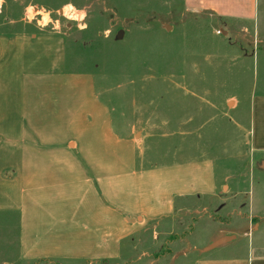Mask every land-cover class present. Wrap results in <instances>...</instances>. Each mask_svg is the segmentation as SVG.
Instances as JSON below:
<instances>
[{
  "label": "rangeland",
  "instance_id": "1",
  "mask_svg": "<svg viewBox=\"0 0 264 264\" xmlns=\"http://www.w3.org/2000/svg\"><path fill=\"white\" fill-rule=\"evenodd\" d=\"M68 3L85 13L83 30L63 16ZM29 5L60 27L38 28L39 16L29 23ZM260 18L256 30L190 0H0V34L65 37L66 68L93 76L114 131L138 141L142 165L209 159L225 177L215 196L177 201L109 260L22 261L18 216L0 212V264H197L222 235L236 237L224 247L238 254L242 234L264 221V154L251 148L264 104V11Z\"/></svg>",
  "mask_w": 264,
  "mask_h": 264
},
{
  "label": "crops",
  "instance_id": "2",
  "mask_svg": "<svg viewBox=\"0 0 264 264\" xmlns=\"http://www.w3.org/2000/svg\"><path fill=\"white\" fill-rule=\"evenodd\" d=\"M190 1L260 30L264 0ZM256 119L251 148L261 156L264 104ZM224 180L209 159L142 165L138 141L114 131L93 76L66 68L61 33L0 34V212L18 216L20 260L114 259L150 220L182 198L215 196ZM260 221L238 254L224 247L236 237L222 235L197 264H264Z\"/></svg>",
  "mask_w": 264,
  "mask_h": 264
},
{
  "label": "clouds",
  "instance_id": "3",
  "mask_svg": "<svg viewBox=\"0 0 264 264\" xmlns=\"http://www.w3.org/2000/svg\"><path fill=\"white\" fill-rule=\"evenodd\" d=\"M25 11L29 23H31L36 18V16L41 17L39 20H36V25L38 28L43 29L50 23H53L54 27L57 29L60 27L59 21H52L50 18V13L43 7H40L38 10L34 11V6L29 5ZM62 13L66 20L77 22V27L81 30L87 27L86 24L81 23V21H83L85 18V13L83 11H77L71 3L63 6ZM105 35H108L107 31L105 32Z\"/></svg>",
  "mask_w": 264,
  "mask_h": 264
},
{
  "label": "water",
  "instance_id": "4",
  "mask_svg": "<svg viewBox=\"0 0 264 264\" xmlns=\"http://www.w3.org/2000/svg\"><path fill=\"white\" fill-rule=\"evenodd\" d=\"M118 35H121V32H120ZM227 240H228V238H223V239H221V240H218V241H216L215 243L209 245L208 249H209V250H213V249H215L216 247H218L219 245L225 243Z\"/></svg>",
  "mask_w": 264,
  "mask_h": 264
}]
</instances>
